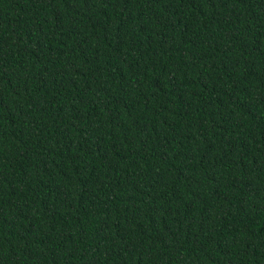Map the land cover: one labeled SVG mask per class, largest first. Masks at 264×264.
<instances>
[{"label": "trees", "instance_id": "1", "mask_svg": "<svg viewBox=\"0 0 264 264\" xmlns=\"http://www.w3.org/2000/svg\"><path fill=\"white\" fill-rule=\"evenodd\" d=\"M0 264H264V0H0Z\"/></svg>", "mask_w": 264, "mask_h": 264}]
</instances>
